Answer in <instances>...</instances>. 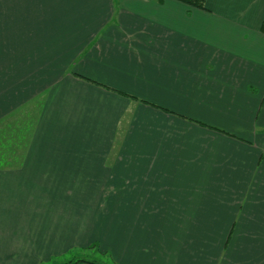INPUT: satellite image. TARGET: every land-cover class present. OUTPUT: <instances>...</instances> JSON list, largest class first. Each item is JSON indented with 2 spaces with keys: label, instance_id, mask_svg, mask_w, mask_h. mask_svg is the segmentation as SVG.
Wrapping results in <instances>:
<instances>
[{
  "label": "crops",
  "instance_id": "1",
  "mask_svg": "<svg viewBox=\"0 0 264 264\" xmlns=\"http://www.w3.org/2000/svg\"><path fill=\"white\" fill-rule=\"evenodd\" d=\"M262 24L264 0H0V120L33 123L0 264H264Z\"/></svg>",
  "mask_w": 264,
  "mask_h": 264
},
{
  "label": "rangeland",
  "instance_id": "2",
  "mask_svg": "<svg viewBox=\"0 0 264 264\" xmlns=\"http://www.w3.org/2000/svg\"><path fill=\"white\" fill-rule=\"evenodd\" d=\"M35 110V109H33ZM23 114V113H22ZM26 116L23 114L22 116L20 114L17 115V126L15 125L16 118L14 117L15 122L12 123V121L8 122V128L4 126L0 131V168H4L8 164V159L13 158L11 156L12 153L14 152H19V148L17 145H12L10 146V143L14 142L15 138L16 140H19L17 143H20L23 141V139L26 136ZM8 119V116L6 118H3V120ZM28 129L30 127L28 126ZM15 137V138H14ZM7 139H8V147L6 148L7 144ZM22 145V143H21ZM18 150V151H17ZM10 153V154H8ZM94 246H91L88 250H81L79 253H67L63 257H61L59 260L55 261L53 264H59V263H67L70 261H77V260H88L91 262H103L104 264H113L112 259L110 255H106L107 253L104 252H98V250L94 249ZM98 248V246H97Z\"/></svg>",
  "mask_w": 264,
  "mask_h": 264
},
{
  "label": "trees",
  "instance_id": "3",
  "mask_svg": "<svg viewBox=\"0 0 264 264\" xmlns=\"http://www.w3.org/2000/svg\"><path fill=\"white\" fill-rule=\"evenodd\" d=\"M177 1H179V2H182V3H184V4H187V5H190V6H193V7H197V8H201V7H203V4H204V2H205V0H177ZM261 31L262 32H264V24H262V26H261ZM118 94H120V95H123V96H127V95H125V94H123V93H118ZM128 97H130V96H128ZM194 122V121H193ZM196 124H198L199 126H201V127H203V128H207V129H210V130H214V131H217V132H220V133H223V132H221V131H219V130H217V129H214V128H212V127H209V126H207V125H205V124H201V123H199V122H195ZM4 126H6V128H8V119H6V120H0V130L4 127ZM15 126H17V125H15ZM31 129H28V126L26 127V133L27 132H30L31 130H32V127H33V123H32V125H30L29 126ZM28 130V131H27ZM0 133H2V131H0ZM3 134V133H2ZM1 135V134H0ZM15 138V137H14ZM19 140H16V138H15V140H14V142H12V143H10V146H12V145H17L18 147H22V146H24V140H23V142H20V143H17ZM21 143H22V145H21ZM8 147V139H7V144H6V148ZM1 153V152H0ZM2 162H4V161H1L0 163H2ZM6 162H8V161H6ZM92 264H98V263H94V262H91ZM71 264V263H70Z\"/></svg>",
  "mask_w": 264,
  "mask_h": 264
}]
</instances>
